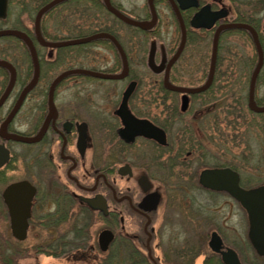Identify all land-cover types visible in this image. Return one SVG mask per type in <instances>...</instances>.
Returning <instances> with one entry per match:
<instances>
[{
    "label": "flooded vegetation",
    "instance_id": "1",
    "mask_svg": "<svg viewBox=\"0 0 264 264\" xmlns=\"http://www.w3.org/2000/svg\"><path fill=\"white\" fill-rule=\"evenodd\" d=\"M51 1L46 0V4ZM74 1L97 6L102 0H66L61 4ZM109 1L119 11L127 13L122 8L125 0ZM152 2L156 25L160 17L157 5L165 3L178 25L181 41V28L172 5L179 9L178 0ZM197 2V8L179 10L185 28V46L190 33L203 32L189 25L203 6L209 5L213 11L225 8L231 15V9L223 3L218 7L220 0ZM144 8L149 20L148 0ZM54 9L56 7L45 15ZM237 15L243 17L244 10L237 9ZM10 18H14L15 23V0H6L0 32H15V25L10 28L4 25ZM18 31L31 40L36 56L34 60L26 44L15 35L0 36V223L7 222L14 239L4 192L18 185L16 199L21 190L29 194L26 236L21 241L14 239L18 246H23L31 233L30 250L43 256L47 264L51 259H62L64 264H226L224 255L226 260H232L234 255L238 264H264V256L250 243L248 218L242 206L226 191H214L200 183L204 170L230 168L221 165L204 168L203 164L210 156L201 129L204 126L207 129L212 115L210 111L204 115V109L193 104L194 97L204 95L211 86L204 92L187 95V105L183 108L184 94L164 87V68L158 74L161 80L151 81L158 90L147 92L145 99L140 92L142 79L131 75L129 66L122 79L69 75L52 90L54 81L62 73L81 68L66 66L48 77V67L51 68L54 61L65 62L67 49L42 46L31 35L32 31ZM109 44L120 62V71L111 74H119L122 59L115 46ZM53 52L60 53L53 57ZM162 60L167 65L169 59L165 56L155 63L159 65ZM176 62L169 69V83L191 88L175 83ZM92 70L109 73L99 68ZM76 78L109 83L126 81V88L134 83L127 110L135 118L147 120L161 129L166 143L161 145L142 136L131 140L122 135L125 126L118 110L126 88L112 108L101 106L103 100L95 92L83 95L82 91L58 92ZM28 87L29 91L23 93ZM134 103L143 107L135 108ZM146 105H155L157 123L153 122L152 115H147ZM189 130L192 133H187ZM192 157L200 171L192 170L194 165L190 160L195 161ZM232 170L238 174L242 189L254 188L245 187L240 173ZM213 194H218V203L211 202ZM238 213L246 215V236L238 229V224L228 227V217H236ZM213 234L219 240L218 251L212 249Z\"/></svg>",
    "mask_w": 264,
    "mask_h": 264
},
{
    "label": "rangeland",
    "instance_id": "2",
    "mask_svg": "<svg viewBox=\"0 0 264 264\" xmlns=\"http://www.w3.org/2000/svg\"><path fill=\"white\" fill-rule=\"evenodd\" d=\"M220 1L219 8L220 5L222 7L223 3L231 9L230 21H234L236 17H238L237 9H242V11L244 10V15L246 12L247 15H249V10H251L250 8L252 6L256 7L255 9L258 11L262 8L261 5H264L262 0H241L242 3L237 0ZM115 2L121 3L118 0H115ZM145 2L146 0H125V4L122 8H125L126 12L135 17V19H146L148 13L144 8ZM46 3V0H15V23L14 18H10L4 25L9 28L15 25V29L32 31L31 35L36 37L34 33L36 13L38 9L44 7ZM98 5L99 4L96 6L91 2L78 3L75 1L63 3V5L58 6L43 17L42 26H40L39 30L40 32L42 31L41 34H43L44 30L46 32V38L48 37L47 39L52 41L73 39L77 36L89 35L101 30L115 32L124 44L125 53L130 54L129 66L131 75L142 79V88H140V92L144 93V98L146 99L147 92L153 90L151 81L161 80L162 77L161 75H153L146 66L149 45L151 43H156L157 54L155 60L156 63H159L163 56L169 59L180 42V31L170 9L165 3H158L159 23L151 34L144 36L142 33L132 31L126 25L114 19L103 7H98ZM257 6H259V8ZM254 16L260 19V23L257 26L260 29L259 31H261L264 12L261 11L260 13L254 14ZM197 33L199 34L198 40H195V42L191 41V44L186 46V50H184L181 58L175 64L174 80L179 85L191 87L198 86L203 84L206 80L211 56V39L210 36H207L204 32ZM145 38L147 39L145 40ZM99 42L100 43L97 42L93 46L88 45L82 48L79 46L65 47L67 49L64 51V56H66V58L64 57L65 62L55 63L56 61H54L53 58L52 60L54 62L51 64V68L50 66L48 67V77L56 75L60 70L65 69L66 66L68 68L71 65H75V68L88 70L99 68L109 71V73H118L120 71L118 56L115 55L109 43ZM222 46L219 55L220 60H222L221 68L229 77L239 79L240 76H243L240 80L242 81L243 79L245 83L244 88L247 90L248 94L249 79L253 70L252 67H254L253 65L256 64L258 60L251 37H244L241 35L231 36ZM59 53L60 52H53V57H56ZM247 62H249V65L245 67ZM93 65H95V68H93ZM74 84H77V86L71 88ZM126 85V81L109 83L92 78H76L60 87L58 92L62 90L74 92L82 91V95L83 93L95 92L103 100L101 106L112 108L115 106L114 101L117 102L119 100ZM224 94L226 93L224 92ZM255 97L262 103L258 106H263L264 75L257 85ZM224 98L227 99V96ZM227 101L229 100L227 99ZM193 105L200 107L198 100L195 101ZM133 106L135 108L143 107L140 103H134ZM149 107L152 108L149 109ZM154 109L155 105L147 106V115H152L151 117L153 118L157 117ZM230 119L229 121V119L225 117V113L221 115L218 114L217 116L215 115V117L212 114L210 123L207 125L206 129V148L207 154H209L210 157L203 163L205 165L204 168L214 167V165L227 164L228 166L236 164L245 187L263 185L264 117H257L254 113L250 112L246 102L244 105L243 119H235L234 117H230ZM216 123L218 124L216 125ZM202 138L204 139V135ZM193 160L195 159L193 158ZM190 161L193 165L196 162V160ZM191 168L195 171L201 170L196 164ZM211 202L213 204L219 202L218 194L212 195ZM236 224H238V229L246 236L248 231L246 215L238 213L236 217H228L229 228L236 226ZM6 231H8V234H6ZM42 237H45L44 233ZM32 241L31 233H29L26 241L22 244L23 246H18L10 235L7 222L5 224L0 223V264H47L43 256H37L30 250ZM63 261L62 259H51L50 263L64 264Z\"/></svg>",
    "mask_w": 264,
    "mask_h": 264
},
{
    "label": "water",
    "instance_id": "3",
    "mask_svg": "<svg viewBox=\"0 0 264 264\" xmlns=\"http://www.w3.org/2000/svg\"><path fill=\"white\" fill-rule=\"evenodd\" d=\"M66 0H53L50 3L46 4L42 7L39 12L36 14V19L34 22L35 26V36L37 42L45 47L50 48H59V47H68L86 44L95 40H108L110 41L115 48L117 49L120 57L122 59L123 68L120 74H106L91 70L84 69H75L69 70L62 73L53 83L52 90H54L55 86L59 83V81L63 80L65 77L69 75H85L91 76L98 79L104 80H115L122 79L128 73V66L125 54L123 53L122 48L116 41V39L108 33H97L90 37L75 39L71 41L59 42V43H50L46 42L41 36L40 28V20L42 16L48 12L50 9L55 7L56 5L64 2ZM105 9L112 14L115 18L120 20L126 25L139 28L141 30H150L152 29L157 22V16L153 7L152 0H148L149 7L151 9V19L150 20H135L132 19L120 11H118L115 7H113L109 0H102ZM179 9L172 3L173 8L175 10V14L177 15V19L179 21V25L181 28V41L178 49L172 58L168 61L167 65H165V60H162L159 65L155 63V51L156 45L152 43L150 45V51L148 54V62L147 66L150 71L154 74H160L164 71V87L167 90L178 92L184 94L183 96V108L187 105V95H193L197 93L204 92L208 90L213 82V77L215 74L216 67V58H217V48L218 41L221 32L226 30H243L250 34L252 42L254 44L258 62L257 65L251 75V79L249 82V91H248V109L256 114L264 113V106L260 107L255 103L254 100V91L255 84L259 72L264 63V56L261 48V44L259 41V37L257 32L253 27L244 23H226L229 12L227 9L222 8L220 10L213 11L211 10L209 5L203 6L190 20L189 25L194 30H206L210 31L214 29V36L212 41V52L210 57V68L207 76L206 82L197 88H182L176 87L169 83L168 74L170 67L176 62L179 58L180 54L183 51L185 45V28L181 22L179 16V10H187L189 8H197L198 2L197 0H178ZM6 10V0H0V18L4 17ZM218 24V26H217ZM262 33L264 34V20L262 23ZM15 35L21 39L30 52L33 55L34 60H36L35 51L33 48V44L31 40L21 31L15 30V32L11 31H1L0 36L5 35ZM1 63V62H0ZM134 83H130L123 93L122 103L118 110V115L120 116L125 129L122 131V135H125L127 139L133 140L137 136H142L147 139H153L157 141L159 144L164 145L166 143V138L164 132L154 126L147 120L137 119L135 118L128 110H127V100L131 93L134 90ZM30 87L26 88L23 93L29 91ZM121 135V136H122ZM123 137V136H122ZM200 183L203 187L214 190V191H226L231 197H233L245 210L249 223V240L257 253L261 256H264V185L246 190L242 189L239 186V176L238 174L230 168H214L204 170L200 175ZM18 188V185H12L7 188L4 192V197L9 207V213L11 217V233L14 238L18 240H23L26 236L27 222L26 219L28 217V209H29V194L27 192L19 191L18 199L15 198V190ZM20 188V187H19ZM18 204V205H17ZM216 234H213L212 237V249L214 251L219 250V240L217 241L215 238ZM232 260H226L224 255V260L226 264H238L234 255L231 256Z\"/></svg>",
    "mask_w": 264,
    "mask_h": 264
},
{
    "label": "trees",
    "instance_id": "4",
    "mask_svg": "<svg viewBox=\"0 0 264 264\" xmlns=\"http://www.w3.org/2000/svg\"><path fill=\"white\" fill-rule=\"evenodd\" d=\"M99 6L98 7H102L101 2L99 1ZM63 5V4H61ZM258 7V6H257ZM261 9H259L258 11L255 9L256 7H251L249 15H247V12L245 15H243V17H236L235 21L236 22H241V23H246L251 25L253 28H255L258 32H260L259 28L257 25H259L260 23V19L256 18L254 16V14L256 13H260L262 10H264V5H261ZM258 9V8H257ZM129 29H131L132 31H136L137 33H142L144 36L147 34H151L153 30L148 31V32H143L142 30H139L137 28L131 27V26H127ZM44 28V27H43ZM96 32H108L111 35H113L117 41L119 42V44L121 45V47L124 49V44L121 41V39L119 38V36L110 30H101V31H96ZM94 32V33H96ZM93 34V33H91ZM90 35V34H89ZM198 33H190L187 36V42H186V46L188 44H191V41L198 40ZM207 36H210V44H212V38H213V33L211 32H207L206 33ZM237 35H241L244 37H250L249 33L243 30H228V31H224L221 33L220 37H219V43H218V51H217V59H216V71H215V76H214V80L213 83L211 85V87L209 88V90L202 96H198V97H194V101L200 100V104L199 106L202 107L204 109V115L207 114L208 111H210L211 115L213 114L214 117L215 115L217 116L218 114L221 115L223 113H225V117L227 119H229V121L231 120L230 117H234L236 118H242L244 116V105L247 102V90L244 88V82L243 79L242 81L240 80L241 77L240 76L239 79H235L232 77L227 76V73L221 68L222 65V60H220V51L222 49V44H224L228 38H230L231 36H237ZM43 36L46 37V32L43 30ZM88 35H81V36H77L75 38H80V37H85ZM135 37V36H133ZM260 42H261V46H262V50H263V55H264V36L260 35ZM48 38V37H47ZM73 38V39H75ZM147 38H145L146 40ZM144 45V43H143ZM142 45V47H143ZM185 46V48H186ZM184 48V50H186ZM143 50V49H142ZM132 51V49H131ZM126 52V51H125ZM184 52V51H183ZM183 54V53H182ZM181 54V56H182ZM128 62L130 61V54L126 53ZM180 56V58H181ZM179 58V59H180ZM248 61V60H247ZM249 65V62H247L245 64V67H247ZM256 64H254L253 66L255 67ZM254 67L253 70H254ZM252 70V72H253ZM264 75V67L262 68L258 78H257V82H256V87H255V92H256V88L257 85L259 83V81L261 80V77ZM231 76V75H230ZM245 77V76H244ZM250 80V79H249ZM175 81V80H174ZM176 83V82H175ZM153 90L156 91L158 90L157 86L153 87ZM224 92L226 94H224ZM246 92V94H245ZM225 96H227V99L229 101H227L226 98H224ZM255 101L258 105H261L262 103L260 101L257 100V98L255 97ZM226 104V105H225ZM196 107V106H195ZM257 117H264V114H254ZM153 122H158L156 119H152ZM218 123H216L217 125ZM234 126V125H233ZM201 131L203 132L204 135V139L206 140V128H202ZM187 133H192V131H187ZM191 137V136H188ZM207 141V140H206ZM202 149H204V147H202ZM221 166H227L226 165H221ZM227 167H230L234 170L238 171V166H236V164L234 165H228Z\"/></svg>",
    "mask_w": 264,
    "mask_h": 264
}]
</instances>
